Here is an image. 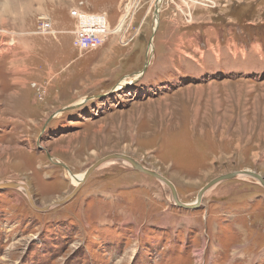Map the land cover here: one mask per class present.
Masks as SVG:
<instances>
[{"label": "rangeland", "instance_id": "rangeland-1", "mask_svg": "<svg viewBox=\"0 0 264 264\" xmlns=\"http://www.w3.org/2000/svg\"><path fill=\"white\" fill-rule=\"evenodd\" d=\"M80 1L107 14L95 50L71 45ZM114 153L183 203L221 174L264 176V0H0V183L43 207ZM130 166L100 165L46 211L0 189V264H264L257 180L189 209Z\"/></svg>", "mask_w": 264, "mask_h": 264}, {"label": "water", "instance_id": "water-1", "mask_svg": "<svg viewBox=\"0 0 264 264\" xmlns=\"http://www.w3.org/2000/svg\"><path fill=\"white\" fill-rule=\"evenodd\" d=\"M153 12H154V21H155V26L156 29L158 27L159 24V18H160V12H161V7H159L158 4H155L153 7ZM152 42V41H151ZM150 42V43H151ZM148 64V60L146 61ZM146 64V66H147ZM142 74L144 73L141 72ZM133 83V82H131ZM129 83V84H131ZM127 84V85H129ZM112 158H119V160H125L129 163H131L132 165L130 166L131 168H134L136 170H140L142 172H145L148 175H151L159 180H164V182L169 186L170 190H171V195L173 200L175 199L176 201H174L175 204H177L180 207L183 208H195L198 207L201 204L202 198L204 197V195L206 194V192H208L210 189H212L214 186H216L218 183L223 182L225 180H231V179H235L238 177V175H242L243 176H250L252 178H254L255 180H257L263 187H264V176L260 175L258 172L256 171H252V170H242V171H234V172H227L224 174H221L219 176H216L215 178H213L210 182H208L198 193V199L196 200V202L194 203H183L178 196V192L176 190V187L174 186V184L168 180L167 178H165L164 176L160 175L159 173H157L156 171H152L149 168L144 167L141 163H139L138 161H136L134 158L130 157V156H126L124 154H120V153H114L111 154L109 156L103 157L100 160H98L95 164L91 165L90 168H88V170L85 171L83 178L79 181L78 185L76 186V188L74 189V191L69 194L67 197H65L64 199H62L61 201H56L53 202L52 204H48L45 207H40L36 204L31 191L29 189V187L24 184V183H18V182H2L0 183V189L2 188H7V187H12V188H23L25 190L26 196L30 202V204L33 206V208L39 210V211H46L51 209L54 205H61L64 204L65 202H67L68 200H70L75 194L76 192L81 188V186L87 181V179L90 177V175L100 167V165L102 163H104L105 161L112 159ZM67 168V166H66Z\"/></svg>", "mask_w": 264, "mask_h": 264}, {"label": "built area", "instance_id": "built-area-1", "mask_svg": "<svg viewBox=\"0 0 264 264\" xmlns=\"http://www.w3.org/2000/svg\"><path fill=\"white\" fill-rule=\"evenodd\" d=\"M84 3L80 1L70 9L71 16L77 19V24L73 30L74 36L71 45L80 51H90L103 46L109 34V25L105 12H86L82 9ZM127 13H130V8ZM33 86L37 87V84L34 83ZM38 88L40 93L41 88Z\"/></svg>", "mask_w": 264, "mask_h": 264}, {"label": "bare ground", "instance_id": "bare-ground-1", "mask_svg": "<svg viewBox=\"0 0 264 264\" xmlns=\"http://www.w3.org/2000/svg\"><path fill=\"white\" fill-rule=\"evenodd\" d=\"M6 3H7V2H6ZM6 3H5V5H6ZM161 3H162V1H160L158 5L160 6ZM155 33H156V32H155ZM151 44H153V42H151ZM150 48H152V47H150ZM151 50H152V49H150V51H151ZM150 53H151V52H150ZM148 64H149V62H148ZM148 64H147V65H148ZM140 75H142V73L139 72V73H137L135 76L138 77V76H140ZM127 81H128V80L124 79V80H123V83L119 84L118 87L123 86ZM129 83H130V82H128L127 84H129ZM80 103H82V101L77 102V103L74 104V105H79ZM105 157H106V156H105ZM117 159H119V158H117ZM114 160H116V158L109 159V160L105 161L104 163H102L101 165H103V164L105 165L106 163H110V162H112V161H114ZM123 161H125V160H123ZM119 162H120V161H119ZM125 162H126V161H125ZM128 164L130 165L131 163L128 162ZM126 165H127V164H126ZM131 165H132V164H131ZM87 170H88V169H87ZM84 173H85V172H84ZM84 173H82V174L80 175V178H79L80 180L83 178ZM72 176H73V174H72ZM241 176H243V174H242ZM79 179L75 181L76 184L79 183ZM161 181H162V183L166 184V183L164 182V180H161ZM77 185H78V184H77ZM77 185H76V186H77ZM20 188H21V187H20ZM179 199H180V198H179ZM202 199H203V198H202ZM61 200H62V199H61ZM61 200H59V201H61ZM172 200H173V199H172ZM174 201H176V200L174 199ZM55 202H56V201H55ZM187 204H188V203H187ZM44 207H45V206H44Z\"/></svg>", "mask_w": 264, "mask_h": 264}, {"label": "crops", "instance_id": "crops-1", "mask_svg": "<svg viewBox=\"0 0 264 264\" xmlns=\"http://www.w3.org/2000/svg\"><path fill=\"white\" fill-rule=\"evenodd\" d=\"M121 10H123L122 11V14H121V16L124 14V8H123V5H122V9ZM161 13V12H160ZM121 16L119 15L118 16V18H117V20L115 21V24L117 25V27L120 25V18H121ZM124 19H125V17H124ZM114 25V24H113ZM122 25H123V23H122ZM122 27V26H121Z\"/></svg>", "mask_w": 264, "mask_h": 264}]
</instances>
